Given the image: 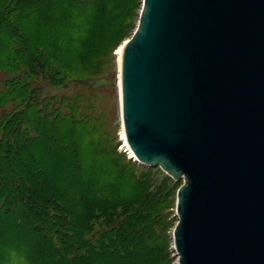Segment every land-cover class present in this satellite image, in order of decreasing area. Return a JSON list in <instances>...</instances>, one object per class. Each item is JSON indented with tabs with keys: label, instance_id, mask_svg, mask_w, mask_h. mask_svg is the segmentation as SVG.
I'll return each mask as SVG.
<instances>
[{
	"label": "water",
	"instance_id": "1",
	"mask_svg": "<svg viewBox=\"0 0 264 264\" xmlns=\"http://www.w3.org/2000/svg\"><path fill=\"white\" fill-rule=\"evenodd\" d=\"M119 90L131 158L182 180L177 264H264V0H142Z\"/></svg>",
	"mask_w": 264,
	"mask_h": 264
},
{
	"label": "trees",
	"instance_id": "2",
	"mask_svg": "<svg viewBox=\"0 0 264 264\" xmlns=\"http://www.w3.org/2000/svg\"><path fill=\"white\" fill-rule=\"evenodd\" d=\"M42 1L0 0V264H94V254L105 258L98 264H127L144 239L127 241V201L104 208L116 220L102 241L81 232L101 210L97 198L114 190L108 164L97 160L108 150L92 131L82 129L88 139L80 140L88 114L78 94L34 90L35 68L56 67L50 37L38 43L30 29ZM63 1L57 14L78 21L86 0Z\"/></svg>",
	"mask_w": 264,
	"mask_h": 264
},
{
	"label": "rangeland",
	"instance_id": "3",
	"mask_svg": "<svg viewBox=\"0 0 264 264\" xmlns=\"http://www.w3.org/2000/svg\"><path fill=\"white\" fill-rule=\"evenodd\" d=\"M61 3L64 1L40 2L30 23L36 42L50 37L48 56L56 62L53 72L46 67L41 72L35 68L34 90L42 87L43 93L57 90L67 95L78 94L80 107L88 114L85 127L79 129L92 131L100 147L108 150L106 156L98 154L97 160L108 164L107 182L114 187L108 198H97L102 211L88 221V230L81 232L85 239L102 241L116 220L103 210L112 205L114 199H123L127 201V241L131 235L136 240L144 238L127 253V264H177L172 234L177 221L176 194L182 180H174L159 167L134 161L123 139L119 50L137 26L142 0H86L78 21L70 16L65 19L63 12L57 14L64 8ZM70 29L76 32V40L66 38ZM34 48L37 51L40 47ZM61 78L67 82L65 91L59 83ZM81 139H88L85 131ZM94 256V264L105 259Z\"/></svg>",
	"mask_w": 264,
	"mask_h": 264
},
{
	"label": "bare ground",
	"instance_id": "4",
	"mask_svg": "<svg viewBox=\"0 0 264 264\" xmlns=\"http://www.w3.org/2000/svg\"><path fill=\"white\" fill-rule=\"evenodd\" d=\"M122 47H123V45H122ZM122 47H121V50H119L120 51L119 52V55H120V57H119V66H120V59H121ZM123 139H124L125 147H127V149L129 150V155L132 156L133 154H132L131 150L128 148V145L126 143L125 137Z\"/></svg>",
	"mask_w": 264,
	"mask_h": 264
}]
</instances>
